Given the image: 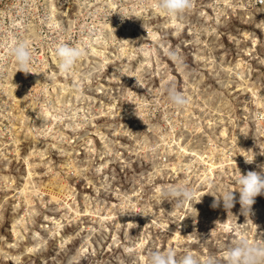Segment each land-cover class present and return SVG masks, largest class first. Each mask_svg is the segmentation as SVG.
I'll return each mask as SVG.
<instances>
[{
	"label": "rangeland",
	"instance_id": "obj_1",
	"mask_svg": "<svg viewBox=\"0 0 264 264\" xmlns=\"http://www.w3.org/2000/svg\"><path fill=\"white\" fill-rule=\"evenodd\" d=\"M0 0V264H226L264 245V0ZM30 53L20 71L15 49ZM59 45L83 55L60 68ZM35 79V80H34ZM175 85L189 103L173 107ZM254 161L245 163V157ZM194 189L177 206L162 190ZM225 191L235 202L226 210Z\"/></svg>",
	"mask_w": 264,
	"mask_h": 264
},
{
	"label": "clouds",
	"instance_id": "obj_2",
	"mask_svg": "<svg viewBox=\"0 0 264 264\" xmlns=\"http://www.w3.org/2000/svg\"><path fill=\"white\" fill-rule=\"evenodd\" d=\"M158 7L162 12L169 16H181L193 7V0H158ZM15 58L20 65V71L26 72L30 61V53L25 45H20L15 49ZM57 57L60 61V68L68 72L74 66L75 62L83 55L78 48L68 45H59L56 49ZM168 102L173 107H184L189 103L187 97L179 91L175 85H168L165 88ZM254 156L245 157V163L251 164ZM260 172L249 171L246 175L237 178L239 184V203L242 214L247 215L251 206L255 202V197L264 194V164L257 165ZM161 195L170 201H175L177 206L190 201L195 196L194 189L187 185H173L162 190ZM222 201L226 210H231L234 206L235 196L232 191H225L220 198L214 202L213 207H217ZM149 264H200L192 255H185L177 260L174 252L164 253L154 252L151 254ZM207 264H215V260L210 258ZM226 264H264V245L250 244L247 239H241L227 253Z\"/></svg>",
	"mask_w": 264,
	"mask_h": 264
},
{
	"label": "built area",
	"instance_id": "obj_3",
	"mask_svg": "<svg viewBox=\"0 0 264 264\" xmlns=\"http://www.w3.org/2000/svg\"><path fill=\"white\" fill-rule=\"evenodd\" d=\"M261 4L262 3V0H255L254 4Z\"/></svg>",
	"mask_w": 264,
	"mask_h": 264
},
{
	"label": "bare ground",
	"instance_id": "obj_4",
	"mask_svg": "<svg viewBox=\"0 0 264 264\" xmlns=\"http://www.w3.org/2000/svg\"><path fill=\"white\" fill-rule=\"evenodd\" d=\"M35 80V79H34Z\"/></svg>",
	"mask_w": 264,
	"mask_h": 264
}]
</instances>
